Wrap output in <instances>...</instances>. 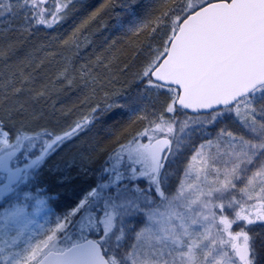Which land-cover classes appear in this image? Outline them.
Segmentation results:
<instances>
[{"label": "snow or ice", "instance_id": "1", "mask_svg": "<svg viewBox=\"0 0 264 264\" xmlns=\"http://www.w3.org/2000/svg\"><path fill=\"white\" fill-rule=\"evenodd\" d=\"M0 264H264V0H0Z\"/></svg>", "mask_w": 264, "mask_h": 264}, {"label": "bare ground", "instance_id": "2", "mask_svg": "<svg viewBox=\"0 0 264 264\" xmlns=\"http://www.w3.org/2000/svg\"><path fill=\"white\" fill-rule=\"evenodd\" d=\"M101 2H102V0H100V1L98 2V4L101 3ZM98 4H97V5H98ZM124 86H125V85H123L122 83H116V85H115L116 88H122V87H124ZM101 95H102V93H101ZM73 102H78L77 99H76V96L73 95V93L69 92V93L67 94V96H64V97H63V103H64L66 106L70 107L71 104H72ZM58 106H59V105H58Z\"/></svg>", "mask_w": 264, "mask_h": 264}, {"label": "trees", "instance_id": "3", "mask_svg": "<svg viewBox=\"0 0 264 264\" xmlns=\"http://www.w3.org/2000/svg\"><path fill=\"white\" fill-rule=\"evenodd\" d=\"M100 0H92V1H90L93 5H97L98 4V2H99ZM61 32L62 31H64L63 29H61L60 30ZM92 30L90 29V32H91ZM129 79H131L130 77H129Z\"/></svg>", "mask_w": 264, "mask_h": 264}, {"label": "rangeland", "instance_id": "4", "mask_svg": "<svg viewBox=\"0 0 264 264\" xmlns=\"http://www.w3.org/2000/svg\"><path fill=\"white\" fill-rule=\"evenodd\" d=\"M90 1H92V0H90ZM66 27H67V25H65V26H64V28H66ZM64 28H61V29H63V30H64ZM61 29H60V30H61Z\"/></svg>", "mask_w": 264, "mask_h": 264}]
</instances>
